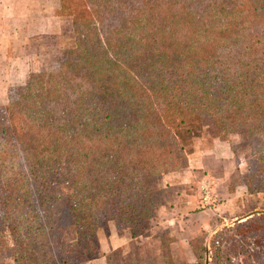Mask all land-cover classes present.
<instances>
[{
	"label": "trees",
	"instance_id": "16d2710c",
	"mask_svg": "<svg viewBox=\"0 0 264 264\" xmlns=\"http://www.w3.org/2000/svg\"><path fill=\"white\" fill-rule=\"evenodd\" d=\"M175 2L176 17L170 14ZM60 3L62 10L74 12V0ZM175 21L183 28L180 38H176L180 42H170L166 47L164 25ZM73 22L75 30L85 26L96 29L91 16L74 17ZM125 23L132 24V28L147 24L150 33L142 43L126 45L120 43L129 33L123 27L104 29L102 45L110 55L105 54L104 59L112 69V80L100 83L95 79L93 75L103 59L91 58L86 47L75 58L76 51L68 50L55 69L64 87L74 90V84L81 83L83 95L95 98L90 109L97 120L91 123L96 128H92L96 138L93 143H98L93 146L65 138L67 115L81 101L77 97L67 99L69 106L61 110L66 118L52 121L53 125L44 123L47 146L52 152H68L70 144H76L68 155L73 159L63 162L66 169L59 167L57 171V177L70 188L61 194L65 210H57L53 217L47 206L52 193L38 190V201L32 199L22 171L9 160L8 151L16 148L14 143L18 142L21 152H28L24 148L25 137L14 136L13 143L8 139L5 145L0 142V228H12L17 246L21 243V230L30 238H44L58 229L59 214L67 215L76 238L61 246L54 244L53 248L70 252L80 251L81 239L89 238L94 226L105 218L121 224L131 236L143 230L155 209L157 192L148 184L147 175L176 165L183 153V141L203 131L220 139L238 134L243 140H253L252 153L264 156V26L259 27L264 23V0H139L134 13L124 17L119 26ZM116 31L121 33L119 40L114 38ZM117 57H137L134 62L139 65V78L133 79L128 73L121 75ZM33 77L41 76H30L27 86ZM124 99H132V104L127 105ZM16 103L10 102L6 107L11 115ZM125 108H130L132 115L126 121ZM39 112L48 119L47 111ZM33 119L32 124L18 127L20 131L24 128L27 134L43 129L36 125L40 117ZM76 121L74 116L70 125ZM5 133L0 131V137ZM63 154L61 151L51 158H57L56 163L60 164ZM37 160L43 163L46 159ZM28 166L33 168L32 164ZM213 244H219L217 238Z\"/></svg>",
	"mask_w": 264,
	"mask_h": 264
},
{
	"label": "rangeland",
	"instance_id": "374dc122",
	"mask_svg": "<svg viewBox=\"0 0 264 264\" xmlns=\"http://www.w3.org/2000/svg\"><path fill=\"white\" fill-rule=\"evenodd\" d=\"M60 4V0H0V131L6 132L0 142L5 145L8 139L13 143L14 136L25 137L24 148L28 152L17 149V142L14 143L16 148L7 149L8 158L22 171L32 199L38 201V190L52 193L47 206L53 211V217L57 210H65L61 194L70 190L68 184L64 185L57 177V171L66 167L63 164L66 159H73L68 155L76 144H70L68 152L64 149L52 152L47 146L44 123L49 121L53 125L52 121L66 118L61 110L69 106L67 99L77 97L81 101L78 100L67 115L69 126L65 138H76L85 146L98 144L93 143L96 138L92 128H96L91 123L97 120L90 109L95 98L83 95L81 83L80 86L75 83L74 90L64 87L63 79L55 70L59 61L68 55V50L76 51L74 57L86 47L91 58L103 59L93 76L105 83L114 75L104 59L105 54L110 56L102 45L104 29L123 27L129 33L123 40L125 43H120L126 45L142 43L143 37L150 33L144 23L133 28L129 23L119 26L124 17L134 13L139 0H74L73 13L83 12V17L62 10ZM176 6L175 2L170 7L171 16H175ZM154 14L159 15L157 11ZM89 16L96 29L90 30V26L74 29V17L86 19ZM163 32L168 40L166 47H169L170 42H180L176 38H180L183 28L175 21L166 23ZM114 35L119 40L121 33L116 31ZM156 42L159 44L158 40ZM136 58L115 59L122 67L121 75L128 73L133 79L139 78ZM38 74L41 80L33 77L31 85L27 86L29 77ZM124 101L132 104V99ZM10 102H17L13 104V115L6 109ZM43 109L48 112V119L39 112ZM123 112L125 121L132 118L130 108ZM36 116L41 122L36 120V125L43 129L30 130L27 134L24 128L20 131L18 127H25ZM74 116L77 121L71 126ZM183 144V153L176 159V165L164 166L159 172L147 175L148 184L157 192L155 209L143 230L131 236L121 224L105 218L94 226L89 238L81 239L80 251L70 252L53 248L54 244L61 246L76 238L75 228L65 214L58 216V229L44 238H30L21 230L18 246L12 228H0V264H264L263 154L252 153L250 148L254 141L243 140L238 134L220 139L203 131ZM61 151L63 161L57 164L58 159L51 157ZM38 157L46 160L41 163ZM29 164L33 165L32 169ZM203 183L210 193L204 204L200 189ZM216 238L219 244L212 246Z\"/></svg>",
	"mask_w": 264,
	"mask_h": 264
},
{
	"label": "built area",
	"instance_id": "2783aa9c",
	"mask_svg": "<svg viewBox=\"0 0 264 264\" xmlns=\"http://www.w3.org/2000/svg\"><path fill=\"white\" fill-rule=\"evenodd\" d=\"M200 189H201V202L203 204L207 203L209 200V197H210V193H209L207 184H204V183L201 184Z\"/></svg>",
	"mask_w": 264,
	"mask_h": 264
},
{
	"label": "crops",
	"instance_id": "0c3cea01",
	"mask_svg": "<svg viewBox=\"0 0 264 264\" xmlns=\"http://www.w3.org/2000/svg\"><path fill=\"white\" fill-rule=\"evenodd\" d=\"M3 8H4V5H3ZM225 174V173H224Z\"/></svg>",
	"mask_w": 264,
	"mask_h": 264
}]
</instances>
